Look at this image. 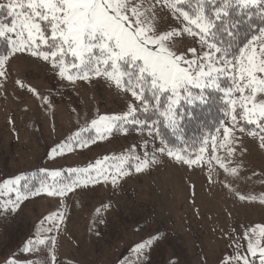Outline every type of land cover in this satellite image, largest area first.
<instances>
[{"label": "rangeland", "instance_id": "1", "mask_svg": "<svg viewBox=\"0 0 264 264\" xmlns=\"http://www.w3.org/2000/svg\"><path fill=\"white\" fill-rule=\"evenodd\" d=\"M158 13L161 30L178 24L166 9ZM0 20L11 22L3 11ZM191 46L198 47L189 36L178 51ZM8 51L7 41L0 39V55ZM130 100L104 79L70 83L49 63L18 53L6 65V77H0V184L23 175L27 179L21 183L32 186L29 175L35 170L67 175L71 168L105 157L109 167L118 163L113 157L143 158L145 141L149 152L158 146L129 127L127 134L114 130L83 148L75 145L63 154L52 153L81 128L87 129L85 138L95 136L91 121L126 111ZM234 136L223 145V129L216 132L215 152L211 140L199 164L158 154L156 164L136 172L138 161L128 159L123 165L128 175L119 177L115 186L108 181L64 197L42 194L24 201L16 212H0V264L12 258L17 264H31L37 252H24V245L51 226L46 217L61 212L59 230L44 232L56 239L57 264H120L136 256L132 249L137 244L157 236L162 238L145 250L149 264H223L238 251L245 253L243 234L264 226V148L247 133L236 131ZM214 157L229 170L237 169V175L226 172ZM241 195L255 200L242 201Z\"/></svg>", "mask_w": 264, "mask_h": 264}, {"label": "snow or ice", "instance_id": "2", "mask_svg": "<svg viewBox=\"0 0 264 264\" xmlns=\"http://www.w3.org/2000/svg\"><path fill=\"white\" fill-rule=\"evenodd\" d=\"M158 9H166L178 24L161 30ZM0 11L11 18L10 23L0 20V39L9 48L0 55V77H6L11 58L22 53L49 63L62 80L104 79L131 97L126 111L91 121L95 136L85 138L82 133L87 129L81 128L54 148L53 155L71 151L75 145L93 144L114 130L127 134V125L159 138L161 145L149 152L145 141L143 158L113 157L118 161L113 167L106 165L109 158L105 157L86 167L71 168L67 175L58 170L44 172L35 188L21 183L27 179L23 175L7 180L0 184V196L7 197L0 201V212H16L24 201L42 194L64 197L77 188L108 181L115 186L119 177L128 175L123 167L128 159L138 161L136 172L156 164L158 154L190 166L199 164L208 138L201 141L200 154L192 155L187 148L170 146L160 136L159 126L178 133L180 120L187 114L178 111L181 102L204 103L209 89L222 93L223 115L230 121L229 126L221 120L216 128L217 132L223 129V145L234 140L238 131L258 138L264 148V0H6L0 2ZM242 25L246 31H241ZM189 36L198 47L178 51ZM222 78L228 81L227 87L222 86ZM212 144L215 152V137ZM232 152L229 148V155ZM214 158L226 172L237 175V169L229 170L219 157ZM239 199L255 197L241 195ZM260 203L264 204V198ZM96 211L99 215L101 209ZM63 218L62 212L46 217L51 226L29 239L24 252L47 250L43 264H57L56 239L44 232L58 231ZM161 238H149L132 249L137 264H143L145 250ZM242 239L247 242L246 252L238 251L223 264H254L250 257L264 264V226L246 231ZM6 264L17 261L12 258ZM31 264L42 262L37 259Z\"/></svg>", "mask_w": 264, "mask_h": 264}, {"label": "trees", "instance_id": "3", "mask_svg": "<svg viewBox=\"0 0 264 264\" xmlns=\"http://www.w3.org/2000/svg\"><path fill=\"white\" fill-rule=\"evenodd\" d=\"M255 24L259 25L261 22L258 18L254 17ZM246 25L241 26V31H246ZM222 86L227 87L228 81L225 78H222ZM195 93H198V89L193 90ZM206 102L201 103L196 101L194 104H187L181 102V106L178 109L181 113H187L180 120V126L178 133H174L171 129L165 127L163 124H160L159 131L160 136L172 147L174 148H187L189 153L192 155H198L199 149L202 146L201 141L204 138H208V143L212 140V137L216 134V128L218 122L221 120L228 121L227 117H224L222 111V93L213 91L211 89L205 91ZM141 116L144 114L141 113ZM155 118V117H150ZM131 132H137L136 127L133 125H128ZM146 135L147 133L144 132ZM148 136V135H147ZM156 146L160 145V139L148 136ZM31 177L32 188H35L39 185V180L43 176L42 173L35 170ZM28 176V177H29ZM37 177H40L39 179ZM26 182V180L24 181ZM48 252L47 250L37 252V256L33 260L39 259L42 264L43 261L47 260ZM32 260V261H33ZM120 264H137V257L131 255L128 259L124 260ZM143 264H149V259L147 256H143Z\"/></svg>", "mask_w": 264, "mask_h": 264}]
</instances>
